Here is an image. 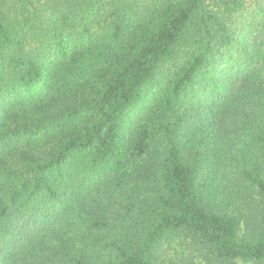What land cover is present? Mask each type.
I'll use <instances>...</instances> for the list:
<instances>
[{
  "label": "trees",
  "instance_id": "obj_1",
  "mask_svg": "<svg viewBox=\"0 0 264 264\" xmlns=\"http://www.w3.org/2000/svg\"><path fill=\"white\" fill-rule=\"evenodd\" d=\"M248 1L0 0V264H166L178 233L264 262V51L233 21Z\"/></svg>",
  "mask_w": 264,
  "mask_h": 264
},
{
  "label": "rangeland",
  "instance_id": "obj_2",
  "mask_svg": "<svg viewBox=\"0 0 264 264\" xmlns=\"http://www.w3.org/2000/svg\"><path fill=\"white\" fill-rule=\"evenodd\" d=\"M110 2L111 0H107ZM143 2H151V0H142ZM155 2V1H153ZM262 10V12H261ZM264 0H251L245 4L244 9L240 14H237L234 18V22L237 23L236 29L251 31V25H256V31H254L250 36L252 37L256 34L257 43L259 45V49L264 51ZM103 25V23H102ZM232 28V27H231ZM254 40V39H252ZM237 58L238 54L233 53L231 56L225 57L222 61L224 67V73L221 75V82L225 77V73H231L234 70L238 69L237 66ZM240 60V58H239ZM242 61V59H241ZM191 96L189 97V101L193 103H201L206 100H209L212 96V91L208 87L207 89H203L202 87L196 88L194 92H191ZM223 169V168H221ZM217 172V178L221 179L223 186H228L230 188L236 189L241 184L235 183L237 175L235 174V169L230 166L227 170L223 169L226 172V175L222 177L220 175V168H215ZM147 188V187H146ZM249 190H243L240 197L235 198L229 205H233L234 207L230 208V211L237 214L244 209L245 203L241 200L248 199ZM255 198V195L253 196ZM238 199V200H237ZM235 208V209H234ZM244 230V224L241 222L239 226L238 235H241ZM165 256L167 259L166 264H223L213 260L210 255L207 254V249L198 245L194 242L193 237L187 233H178L172 235L170 238V243L167 244L165 249ZM225 264H264V262L255 263L253 261H242L236 260L230 263Z\"/></svg>",
  "mask_w": 264,
  "mask_h": 264
}]
</instances>
